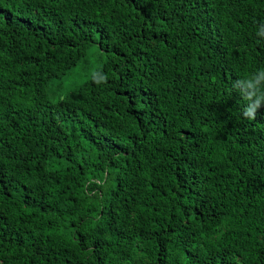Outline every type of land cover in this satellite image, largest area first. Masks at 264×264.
Returning a JSON list of instances; mask_svg holds the SVG:
<instances>
[{
	"label": "trees",
	"instance_id": "trees-1",
	"mask_svg": "<svg viewBox=\"0 0 264 264\" xmlns=\"http://www.w3.org/2000/svg\"><path fill=\"white\" fill-rule=\"evenodd\" d=\"M261 25L264 0H0V264H264V107L232 89Z\"/></svg>",
	"mask_w": 264,
	"mask_h": 264
},
{
	"label": "clouds",
	"instance_id": "clouds-1",
	"mask_svg": "<svg viewBox=\"0 0 264 264\" xmlns=\"http://www.w3.org/2000/svg\"><path fill=\"white\" fill-rule=\"evenodd\" d=\"M256 35L264 37V25L259 27ZM100 79L103 80L104 77ZM232 89L245 102L241 112L242 118L256 120L258 110L264 107V68L258 69L244 78L234 80L232 82Z\"/></svg>",
	"mask_w": 264,
	"mask_h": 264
}]
</instances>
